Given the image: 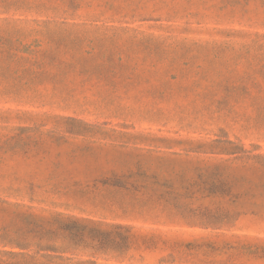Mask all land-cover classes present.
I'll return each mask as SVG.
<instances>
[{
	"label": "rangeland",
	"instance_id": "1",
	"mask_svg": "<svg viewBox=\"0 0 264 264\" xmlns=\"http://www.w3.org/2000/svg\"><path fill=\"white\" fill-rule=\"evenodd\" d=\"M0 264H264V0H0Z\"/></svg>",
	"mask_w": 264,
	"mask_h": 264
},
{
	"label": "trees",
	"instance_id": "2",
	"mask_svg": "<svg viewBox=\"0 0 264 264\" xmlns=\"http://www.w3.org/2000/svg\"><path fill=\"white\" fill-rule=\"evenodd\" d=\"M8 243H12L14 245H17L18 247L20 248H27L29 246H31L33 244V240H21V239H16V240H8ZM36 245L38 247H43L41 246L40 242H37ZM41 249H44V250H48L50 248H41ZM32 258H34L33 256H31Z\"/></svg>",
	"mask_w": 264,
	"mask_h": 264
}]
</instances>
